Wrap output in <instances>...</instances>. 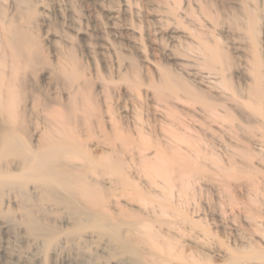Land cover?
I'll list each match as a JSON object with an SVG mask.
<instances>
[{"label":"rangeland","instance_id":"1","mask_svg":"<svg viewBox=\"0 0 264 264\" xmlns=\"http://www.w3.org/2000/svg\"><path fill=\"white\" fill-rule=\"evenodd\" d=\"M3 25L28 31L40 59L27 66L5 58L6 75L19 60L16 75L27 83V132L1 125L30 150L39 136L60 142L70 132L86 156L119 152L106 168L71 161L106 196L103 220L59 186L78 213L40 203V183L28 177L24 192L35 200L26 205L48 229L31 232L17 193L5 189L0 208L11 215L0 214V264H150L149 246L126 231L134 221L146 222L158 243L181 254L173 264L264 263V96L250 92L254 51L264 85V0H0V34ZM201 39L221 53L211 67L198 50ZM166 76L174 90L158 93ZM71 104L78 109L66 122ZM137 145L145 148L143 159ZM116 159L120 168L111 166ZM121 177L129 182L124 192ZM113 220L120 223L118 240L102 231Z\"/></svg>","mask_w":264,"mask_h":264},{"label":"bare ground","instance_id":"2","mask_svg":"<svg viewBox=\"0 0 264 264\" xmlns=\"http://www.w3.org/2000/svg\"><path fill=\"white\" fill-rule=\"evenodd\" d=\"M254 27V17H250L249 21L247 20L246 28L252 38H254L256 32ZM2 31L3 33L0 34V125L2 123H10L20 131L27 132L25 125L26 100L28 98V94L25 92L27 83L24 80H21L19 75H16L19 68L17 65L19 60L10 63V65H12H9V75H6L7 70L5 71L4 60L6 57L12 59L20 58L27 66H30L34 61L39 62L40 54L37 49L29 47L28 39L31 36L29 32L24 30L21 26L3 25ZM198 50L201 54H204L207 57V62H205L209 67H211L214 57L217 58L221 54L218 48L211 45L206 39H201V42L198 45ZM253 60H250V68L254 75L253 86L250 92L254 96L261 98L264 96V85L259 75V59L255 51L253 53ZM172 79L166 76L160 86H155V90L158 93H161L166 89L174 90L175 86L171 82ZM37 91L40 96V89H37ZM76 99L77 95L74 94L70 102H75ZM19 103H23L25 107L23 106L16 110ZM208 104L209 103L206 102L205 105ZM38 105H40V98L34 100L32 107ZM77 109L78 108L75 107V105L73 106L71 104L69 112L66 113V122H71L75 119L73 116L74 111ZM85 111L86 109H84V112ZM87 115L86 119H91L93 116L92 111H89ZM52 122L53 124L56 123L54 120H52ZM57 124H60V121H58ZM1 126L0 161H6L2 163L0 168V197L4 194L5 189L17 193L21 201V218L28 231L46 232L48 230L39 219L34 217L35 215L32 210H29L26 205L27 201L30 203L35 200V196H29L28 193L24 192V189L28 186V177L40 183L38 185L35 184L40 189V203L48 201L55 204H62L69 209H72L76 214L78 211L73 206L74 203L72 198H70L74 197L81 203H84L87 208L98 212L95 214V217L99 218V220H103L104 217H107V214L104 212L106 211L105 207L100 204L102 200L104 201L106 196H104L102 191L100 189L98 190L94 184H87L85 181L86 175L84 173L83 175L78 174L77 168L71 163V161L80 158L87 163L89 167H93L94 169H97L98 167L106 168L110 155L119 152L115 147H111L108 152L101 153L98 159L97 157L86 156L78 150V148L81 147V143L77 137L73 134L70 135V132H64L65 137L63 136L60 142L50 133L43 136L44 142H40L39 136L38 144L35 146L36 149L30 150L28 144L19 139L9 126L7 128L4 126L1 128ZM105 139L110 144L113 143L115 138L107 135L105 136ZM118 139L124 144L129 143L127 138L118 137ZM27 141H30V135L27 137ZM64 145H68L67 148L70 146V150L62 151ZM144 150V147L138 145L135 148L136 154L138 153L141 159H143ZM7 156H11L12 159H6L5 157ZM54 161H56V163H53ZM13 163L19 164V166H15ZM119 164V160L116 159V161H112L111 166L114 168H120ZM189 168L188 171H183L178 175V179L183 180L187 173L191 172L192 167ZM13 169L17 172H12ZM117 184L121 191L124 192L125 187L129 185V182L121 177L117 179ZM58 186L61 187L70 197L60 194L57 190ZM97 209L100 210L97 211ZM0 214H3V216L11 215V211H3L0 208ZM80 214L85 216V213ZM127 230L135 232V235H137L136 241L138 243H144L149 246L151 253L150 258L147 260L150 264H173L172 261L183 260L181 254L174 253L168 247L169 245L157 242L155 234H153L152 229L146 222L142 223V221H134L129 223L126 227V231ZM102 231L109 233L113 239L118 240L121 232L120 223L114 220L103 223ZM132 251L135 255L138 254L136 247H132ZM138 257H140V253L138 254ZM186 264H196V262L191 259Z\"/></svg>","mask_w":264,"mask_h":264}]
</instances>
